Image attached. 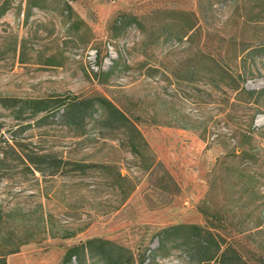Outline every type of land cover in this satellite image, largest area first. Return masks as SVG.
<instances>
[{
    "label": "rangeland",
    "instance_id": "374dc122",
    "mask_svg": "<svg viewBox=\"0 0 264 264\" xmlns=\"http://www.w3.org/2000/svg\"><path fill=\"white\" fill-rule=\"evenodd\" d=\"M132 16L146 33L124 29ZM262 46L264 0H0V251L22 243L7 264H61L94 239L124 249L112 263L89 249L86 264H264ZM97 96L147 147L99 112L83 131L64 125L63 105ZM29 100L51 111L27 119ZM34 148L91 167L32 174ZM178 225L160 257L158 234ZM218 245L224 260H205Z\"/></svg>",
    "mask_w": 264,
    "mask_h": 264
},
{
    "label": "trees",
    "instance_id": "16d2710c",
    "mask_svg": "<svg viewBox=\"0 0 264 264\" xmlns=\"http://www.w3.org/2000/svg\"><path fill=\"white\" fill-rule=\"evenodd\" d=\"M64 10L68 12V14L71 12V6L68 4H64ZM67 19L70 21L71 16L67 15ZM132 23H135V25L141 29L144 33L147 31V25L145 20H138L135 16H132L130 18V21L123 23L124 29L129 27ZM76 23H72L70 25V28L73 30H78V26L75 25ZM171 26L169 21L163 22L162 27H168ZM193 23L187 28V30L182 34V36H186L187 33L193 31L194 29ZM154 29V28H153ZM167 29V28H166ZM154 31V30H153ZM162 36V35H161ZM182 36L178 37L179 39H182ZM157 37V36H156ZM155 37V38H156ZM160 38V36L158 37ZM257 49L255 52L263 56L264 55V46ZM209 72V71H207ZM211 73V72H210ZM233 81L234 85L233 88L235 90H239L243 92L248 98L252 99L254 94L257 93L255 90H249L247 89L243 83L239 82L238 77L231 76L230 81ZM24 105H26L25 110L24 108L19 111L20 115L21 113L28 112L27 119H31L34 117H37L39 114L46 113L49 110V105L47 101L45 100H29V101H23ZM64 112L62 114V119L65 126L68 127H76V129L83 131L85 129V124L88 120L95 119V115L99 112V118H97V122L103 127L110 130H121L123 133L128 134L129 140L127 142L128 146L134 150L138 151L139 146H146L147 147V141L144 138L142 132L139 130V128L136 126L135 122L131 120L121 109H119L112 101L107 99L106 97L97 96L94 98L89 99H82L78 100L77 98H73L72 100H69L65 105H63ZM19 115V117H20ZM48 119L49 115L42 116L40 119ZM253 120V118H252ZM23 151V150H22ZM24 154V163L26 164L27 170H29L32 174L33 173H40L42 176H46V173L49 176H56L58 174L63 173L66 167L70 166L72 171H84L86 168L91 167V164L82 163V162H71L69 160H63L61 158H58L57 156H54L52 154H45L41 152L40 150H37L36 148L29 150L27 153L23 151ZM106 167V166H103ZM63 170V171H62ZM118 179L119 182L129 183L127 177L121 176L118 173ZM122 185H120L121 187ZM122 188V187H121ZM126 190H123L125 194V197L128 196L129 193H131L134 190V185L128 188H125ZM129 189V191H128ZM185 226L178 225L171 228H166L162 230L158 236H159V246L154 251L155 253H159L160 257H165L166 253H162L164 248V241L165 238L168 237L169 232L172 230H178L182 229ZM192 229L196 230L198 233L200 232V228L198 226H190ZM196 233V235H199ZM211 234L210 232H208ZM27 237L32 236V230L28 229L26 230ZM14 234H10L8 239H13ZM66 237H70V235H66ZM30 240V239H29ZM202 240H204L202 238ZM28 241V240H27ZM22 245H14L13 248H10L7 251H0V264H7L6 256L8 254L17 253L19 252V247ZM96 249V253L94 254L92 252V249ZM89 249L91 250V254L89 253ZM124 248L115 245L114 243L106 240H89L84 244L78 245L76 247L70 248L62 261L61 264H68L72 261L74 258L77 261V264H86L85 257L89 253L90 256L94 257L95 255L99 256L101 255L103 258L109 259V263H112L110 261L114 260L117 255H115V252L121 253ZM221 247L220 245L217 246L216 250L212 254H204L203 257L207 261L214 260L220 258L221 261L224 260L226 256V250L220 251ZM206 251V250H205ZM121 257V255H119ZM118 261V263L121 262L120 259L115 260ZM108 263V262H107Z\"/></svg>",
    "mask_w": 264,
    "mask_h": 264
}]
</instances>
